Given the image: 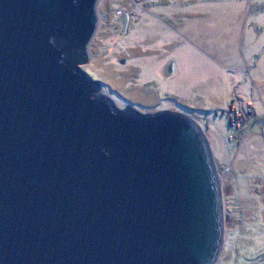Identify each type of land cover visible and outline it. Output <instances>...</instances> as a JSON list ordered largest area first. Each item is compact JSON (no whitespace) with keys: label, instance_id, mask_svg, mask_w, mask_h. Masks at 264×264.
<instances>
[{"label":"water","instance_id":"1","mask_svg":"<svg viewBox=\"0 0 264 264\" xmlns=\"http://www.w3.org/2000/svg\"><path fill=\"white\" fill-rule=\"evenodd\" d=\"M98 4L0 0V264H217L229 170L195 121L81 69Z\"/></svg>","mask_w":264,"mask_h":264},{"label":"rangeland","instance_id":"2","mask_svg":"<svg viewBox=\"0 0 264 264\" xmlns=\"http://www.w3.org/2000/svg\"><path fill=\"white\" fill-rule=\"evenodd\" d=\"M164 6L99 0L81 69L120 110L171 111L201 127L219 177L229 170L217 264H264V0ZM124 13L140 17L128 33Z\"/></svg>","mask_w":264,"mask_h":264},{"label":"flooded vegetation","instance_id":"3","mask_svg":"<svg viewBox=\"0 0 264 264\" xmlns=\"http://www.w3.org/2000/svg\"><path fill=\"white\" fill-rule=\"evenodd\" d=\"M138 1L140 3H142L144 5V7L147 6V4H148V6L150 7V8L146 7L147 9L149 8L148 11L149 10L151 11V8H155L159 4H163V7H165L164 6L165 3H170L171 2V0H138ZM145 11H147V10H145ZM152 11H155V10L152 9ZM121 18H122V20H121L120 26L122 28L123 33H128L129 32L133 21L135 23H138L140 21V17L139 16H137L136 14L133 15V14H130V13H124ZM125 28L127 29L126 31H125ZM137 111H139L138 108H137ZM139 112H141V111H139Z\"/></svg>","mask_w":264,"mask_h":264}]
</instances>
